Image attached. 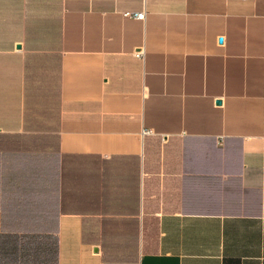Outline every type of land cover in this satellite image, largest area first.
<instances>
[{
  "label": "crops",
  "instance_id": "crops-1",
  "mask_svg": "<svg viewBox=\"0 0 264 264\" xmlns=\"http://www.w3.org/2000/svg\"><path fill=\"white\" fill-rule=\"evenodd\" d=\"M0 264H264V0H0Z\"/></svg>",
  "mask_w": 264,
  "mask_h": 264
},
{
  "label": "built area",
  "instance_id": "built-area-1",
  "mask_svg": "<svg viewBox=\"0 0 264 264\" xmlns=\"http://www.w3.org/2000/svg\"><path fill=\"white\" fill-rule=\"evenodd\" d=\"M138 17H144V13H136ZM145 131L149 132V129H145Z\"/></svg>",
  "mask_w": 264,
  "mask_h": 264
}]
</instances>
